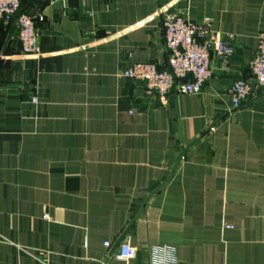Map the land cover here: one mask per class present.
Returning <instances> with one entry per match:
<instances>
[{
  "label": "crops",
  "instance_id": "0c3cea01",
  "mask_svg": "<svg viewBox=\"0 0 264 264\" xmlns=\"http://www.w3.org/2000/svg\"><path fill=\"white\" fill-rule=\"evenodd\" d=\"M21 11L44 20L37 55L0 21V264L42 253L124 264L109 257L122 237L129 264H152L153 246L175 247L179 264H264V92L239 108L229 94L253 81L264 0H21ZM166 13L232 37L200 95L122 75L169 69Z\"/></svg>",
  "mask_w": 264,
  "mask_h": 264
},
{
  "label": "built area",
  "instance_id": "2783aa9c",
  "mask_svg": "<svg viewBox=\"0 0 264 264\" xmlns=\"http://www.w3.org/2000/svg\"><path fill=\"white\" fill-rule=\"evenodd\" d=\"M36 17L21 11V0H0V21L16 22L19 42L24 54L37 55L40 52ZM164 41L169 52V69L161 70L155 63H138L123 72V76L133 81L143 82L149 91L162 96L177 91L187 95H200L211 77L213 59L227 62L233 51L232 37L222 38L212 31L210 21L197 23L181 15L166 13L162 18ZM253 81H235L229 94L234 107L239 108L257 92H264V30L258 37L257 52L250 62ZM32 101L37 103V99ZM47 218V216H46ZM232 229L231 225L226 226ZM110 249L112 244L106 242ZM48 253L38 256L39 264H50ZM152 264H179L176 248L173 246H153ZM113 257L124 264L136 257V249L129 243L119 245ZM107 264V263H104Z\"/></svg>",
  "mask_w": 264,
  "mask_h": 264
},
{
  "label": "water",
  "instance_id": "95a60500",
  "mask_svg": "<svg viewBox=\"0 0 264 264\" xmlns=\"http://www.w3.org/2000/svg\"><path fill=\"white\" fill-rule=\"evenodd\" d=\"M123 239H124V237H122V239H120V241H118V243H116V245L114 246V248L112 249V251H111V253L109 255L110 258L114 255V253L116 252L117 248L122 243Z\"/></svg>",
  "mask_w": 264,
  "mask_h": 264
}]
</instances>
